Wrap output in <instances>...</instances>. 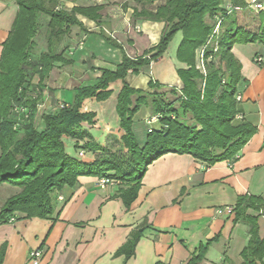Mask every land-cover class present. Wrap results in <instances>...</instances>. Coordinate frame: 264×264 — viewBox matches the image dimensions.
Here are the masks:
<instances>
[{"label": "crops", "instance_id": "obj_1", "mask_svg": "<svg viewBox=\"0 0 264 264\" xmlns=\"http://www.w3.org/2000/svg\"><path fill=\"white\" fill-rule=\"evenodd\" d=\"M243 1L254 7L252 0ZM259 1L264 11V0ZM135 3L45 0V6L67 12L95 6L98 10L96 19L75 13L85 30L73 25L61 37L56 47L61 59L54 62L41 85L38 74L28 70V95L40 97L34 118L39 128L42 114L53 112L60 103L71 104L78 88L94 85L103 70L114 71L122 53L140 58L157 44L163 22L134 19ZM17 6L16 0H0V49ZM47 21L45 15L38 19L32 60L46 50ZM104 37L117 46L106 43ZM177 46L176 43L173 52L168 46L158 59L126 73L124 81L145 91H149L150 81L180 89L183 85L177 68H183V64L176 59ZM261 50L258 43L235 44L232 48L246 81L239 83L237 114L255 127L236 160L208 165L190 154L165 153L144 170L136 196L127 205L119 195L124 183L100 187L98 177L79 176L74 187H65L54 196L50 218H22L16 213L14 221L7 217L0 222V249L4 247L1 264H33L29 260L33 250L41 251L38 264H186L200 245H207L205 264H241L240 253L248 242L249 226L235 221L234 213L219 215L216 209L234 207L241 195L264 196V66L253 61V54ZM119 87V83H111L109 98L86 102L87 109L95 113V123L83 124L82 128L91 135L92 142L103 147L110 140L121 144L115 102ZM151 115L150 106L142 105L133 117L132 130L139 144L145 140L146 120ZM98 154L100 151L85 152L83 160L93 161ZM18 189L0 184V207ZM258 223L259 236L263 237V216H259ZM133 236L137 237L132 252L120 251Z\"/></svg>", "mask_w": 264, "mask_h": 264}, {"label": "trees", "instance_id": "obj_2", "mask_svg": "<svg viewBox=\"0 0 264 264\" xmlns=\"http://www.w3.org/2000/svg\"><path fill=\"white\" fill-rule=\"evenodd\" d=\"M134 1V19L163 22L157 44L140 58L122 53L115 70H103L94 85L78 88L71 104L60 103L53 112L42 114L39 128L34 118L40 97L28 95V70L38 74L41 85L54 62L61 59V54L56 53L61 37L73 25L85 30L75 13L96 19L98 7L67 12L45 6V0H16L18 11L0 49V184L15 186L19 191L0 207V222L16 213L22 218H50L54 196L65 187H74L77 178L84 175L105 176L124 183L119 195L127 205L136 196L144 170L159 156L185 153L208 165L234 161L253 134L255 127L237 114L241 101L236 99L237 95L241 97L239 83L246 81L232 48L235 44H260L262 52H255L253 61L264 66V11L243 0ZM156 1L162 2L150 8ZM41 15L48 17L47 46L37 60H32ZM177 32L181 33V40L176 59L183 64L177 74L183 86L177 89L150 81L149 91L130 87L124 81L126 73L161 57ZM104 38L106 43L117 46L110 38ZM114 82L121 86L115 102L121 145L128 155L125 166L103 146L92 142L91 135L82 128L83 124L95 123V113L87 109L86 102L105 101ZM142 105L150 106L158 122L151 131L146 125L145 140L139 144L132 122ZM64 135L74 140L78 152L100 154L90 162L78 152L76 156L68 155L62 141ZM84 138L89 140L84 142ZM233 213L235 221L249 226V239L240 253L241 264H262L264 236H259L258 218L264 217V196H239ZM136 237H131L120 251L130 254ZM206 247L200 245L186 264H205ZM3 257L1 247L0 264Z\"/></svg>", "mask_w": 264, "mask_h": 264}, {"label": "rangeland", "instance_id": "obj_3", "mask_svg": "<svg viewBox=\"0 0 264 264\" xmlns=\"http://www.w3.org/2000/svg\"><path fill=\"white\" fill-rule=\"evenodd\" d=\"M161 2L162 1H156L153 5L150 6V8L154 9L156 7V5L160 4ZM42 19L43 18H41L40 20H42ZM40 32L42 35L43 29ZM180 39H181V33L180 32L175 33L174 36L172 37L171 41L168 43L170 51H172V52L174 51V46L176 43L179 44ZM43 40L44 39H42V41ZM37 42H40L39 38H38ZM170 97L171 96H169V98ZM140 115H142V112H140ZM138 117L139 116H137L136 121L139 122V124H140L141 122L138 121L139 120ZM235 123H239V121L236 120ZM62 141L64 143L65 152L70 156H76L78 150L73 146L74 144L72 145V139L69 136L64 135L62 138ZM104 148L107 152H109L110 154H113L115 156V158L118 160L117 162L119 164H122V166H125V163L128 160V155H127L125 149L122 147L121 144H118L117 141L110 140V141H108V143L105 144ZM110 154L103 153V155H110Z\"/></svg>", "mask_w": 264, "mask_h": 264}, {"label": "built area", "instance_id": "obj_4", "mask_svg": "<svg viewBox=\"0 0 264 264\" xmlns=\"http://www.w3.org/2000/svg\"><path fill=\"white\" fill-rule=\"evenodd\" d=\"M252 3L254 5V7L256 9H263V6H262V3L259 1V0H252ZM237 100H240L241 97L239 95H237L236 97ZM60 107H62V105H60ZM236 118H240L239 115L236 116ZM158 122V117L157 115H151L150 117H148V119L146 120V125L148 126V131H151L152 127L154 124H156ZM78 155L80 157H83L85 155V153L80 150L78 152ZM115 183V181L109 177H105V176H101V177H98L97 179V184L100 186V187H104L106 185H111ZM216 214H219V215H222V214H225V215H232L233 214V207L232 206H225V207H222V208H217L216 209ZM14 217H10L9 218V221H14ZM41 258V251L39 250H33L30 255H29V260L33 263V264H38L39 263V260Z\"/></svg>", "mask_w": 264, "mask_h": 264}]
</instances>
